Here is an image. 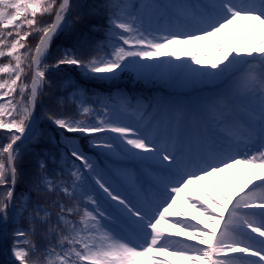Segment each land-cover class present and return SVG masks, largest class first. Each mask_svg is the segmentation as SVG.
Instances as JSON below:
<instances>
[{"label": "snow or ice", "instance_id": "1", "mask_svg": "<svg viewBox=\"0 0 264 264\" xmlns=\"http://www.w3.org/2000/svg\"><path fill=\"white\" fill-rule=\"evenodd\" d=\"M44 16L50 22L42 23ZM237 21L264 30V0H0V61L8 58L0 66V230L21 219L28 225L12 232L11 264H173L165 255L184 264H264V175L231 197L212 180L234 165L264 169V35L255 39L241 27L246 50L225 51L212 40ZM34 33L33 47L27 40ZM61 34L71 43L52 56ZM196 41L201 52L212 43L220 60L209 68L192 67L200 52L190 62L154 60L178 58L179 49H165ZM61 66H74L79 77L52 79ZM157 71L218 90L191 110L169 105L159 118H146L147 108L124 95H97L99 109L90 106L98 84ZM51 89L60 92L50 93L56 107L45 113L60 132L59 141L48 138L56 152L42 146L35 115ZM65 133L81 134L88 149L126 166L102 167ZM202 181L225 203L205 192L215 207L204 206L191 190ZM21 183L27 187L18 195ZM181 196L206 223L184 218Z\"/></svg>", "mask_w": 264, "mask_h": 264}, {"label": "rangeland", "instance_id": "2", "mask_svg": "<svg viewBox=\"0 0 264 264\" xmlns=\"http://www.w3.org/2000/svg\"><path fill=\"white\" fill-rule=\"evenodd\" d=\"M134 3L140 4L143 2H149L151 3L149 0H137L134 1ZM161 3L163 4H167V3H175L178 2V0H160ZM227 30V29H226ZM229 30H227L228 32ZM226 32V31H225ZM254 37V36H253ZM255 38V37H254ZM256 39V38H255ZM200 52L199 49H196L195 53ZM194 53V54H195ZM205 59L208 60V64H211L212 61H214V57L213 55H206L204 56ZM167 59H174V57H167V56H162L161 60H167ZM153 61H148V63H152ZM190 62V61H189ZM207 68V66H205L204 64L200 63L199 65H196L195 67H200L201 68ZM70 69H75L74 66H69ZM76 71V69H75ZM160 75L159 71H157L154 74H151V78L145 77V78H139L137 76H135L134 73L132 72H125L122 73L121 76L119 77V79H117L115 82H108V83H103V84H98L96 87L99 88H103L105 87L106 89H108V93L110 94H115V89H126L128 92V96L136 101L139 100L140 97H142V99L147 100L149 103L144 105L147 108V117H151L153 114H155L158 118L162 115L164 108H166L169 105L172 106H181V107H185L188 108L189 110H191L193 108V106L200 101L203 96H210L212 94H214L218 89L217 86L215 84H206L204 87L199 88L197 90L192 91V93H190L188 95V97L186 96V100H187V104L184 103L182 104V95L179 94V91L177 92H169L168 87L167 89L164 87H160L156 84V82L153 80L156 76ZM171 78H173V84L172 86L177 89L180 90L182 89L183 86H185L186 84H184V81L182 80V77L180 74H176L175 72L170 74ZM147 98V99H146ZM90 99V106L99 109V105L96 103V98H89ZM7 100V98H5V101ZM132 105L135 106L133 104V101H131ZM149 105H151L149 107ZM38 103L35 109V115L37 117L38 115ZM56 134L58 135V140H60V133L56 132ZM65 135L69 136V137H74L78 139L79 144L84 147V149L88 152L89 155L92 156V158L94 160H101V162H103L104 166H109V160L105 158L103 152H101L99 149L98 150H90L88 149V141L87 138L83 137L81 134L79 133H65ZM97 137L102 136L104 134L100 133V134H96ZM55 136L54 132H52V130H49L46 134H45V139L44 141H47L49 137H53ZM115 160V159H113ZM111 160V161H113ZM117 162V161H116ZM79 163V162H77ZM102 166V165H101ZM50 169H55L56 172H59V165H57L56 163H50L49 165ZM103 167V166H102ZM110 167V166H109ZM131 167V166H129ZM54 179H59L58 175H54L53 176ZM199 189L197 188V190H195V194L196 193H201V195L207 199V197L205 196V190H203V188H201L199 186ZM201 201V200H200ZM207 201L209 202V200L207 199ZM179 202V200H178ZM202 202V201H201ZM208 202L203 201L204 206L207 207ZM180 211L186 213V219H188L190 222L195 223L196 220L199 221H203V216L200 214L201 212L199 210H197L196 208H193L192 210L189 209H180L178 208ZM195 218V219H193ZM23 219L19 220L17 223L14 224H20V222ZM12 226V225H11ZM165 228H169L170 231H179V229H172L170 228V224L168 222H166L165 226H162ZM16 228H20V227H16ZM12 231H10V227L8 228L6 235L4 237H7V239H13L12 237ZM180 239H186L185 237L181 236L178 237ZM190 243H194V241H190ZM12 246V243H11ZM11 246L9 249V252L11 253ZM6 254V253H5ZM7 261H14V257L10 258L5 256ZM163 258L169 259L173 261V264H184L183 261L179 260V258H171L167 255H165Z\"/></svg>", "mask_w": 264, "mask_h": 264}, {"label": "bare ground", "instance_id": "3", "mask_svg": "<svg viewBox=\"0 0 264 264\" xmlns=\"http://www.w3.org/2000/svg\"><path fill=\"white\" fill-rule=\"evenodd\" d=\"M241 27H250L253 31V36L256 39H259L261 35H264V30L260 28V26L258 25V22L237 21L234 25H231L227 29L229 30L228 32L227 30H225L226 32L224 31L222 33H217L215 36L212 37V40L215 41V43L219 44L220 47L224 49L225 51H228L231 47H235L237 45L242 50H246L248 47L247 37L241 34L240 32ZM202 43H203L202 41H196V42H191V43L171 45L167 49H165V51L170 52L172 50L179 49L178 58H174L173 61L175 63H180L181 61H185V60L190 61V57L195 53L196 49H199L201 53L198 56L200 63L204 64L205 66H207V68H209L211 64H208L209 62L207 59H205L204 56L208 54L213 55L214 60H217V61L220 60L221 57L219 53L216 51V49L213 47L212 43H208L207 45H205L203 51L201 52ZM161 58L162 56L154 58V60H161ZM196 65L197 64H192V67H195ZM201 68H204V67L201 66ZM175 73L179 74L177 72ZM149 78H151V75H149ZM153 80L160 87H163V88L165 87L166 89L168 87L169 92L179 91V94L182 95V104L184 103L187 104L186 96L188 97V95L192 93V91L202 88L206 85V84L191 85V84H187L184 82V84L186 85L183 86L182 89L177 90L172 86L174 79L171 78L170 74L169 75L160 74L156 76ZM204 97H207V96H203V98ZM188 122L189 124L191 123L190 117H189ZM100 151L103 152V150H100ZM258 175H264V169L250 168L245 165H234L232 168L227 169L225 172L219 173L216 176L212 177V180L215 181L219 191H222L223 193H225V195L231 197L233 196L234 193L240 192L241 188H243L244 184L249 179L254 178L255 176H258ZM199 186L203 188V190H205L209 195L212 196L213 199L218 201L220 204L225 203V201L219 195V192L217 191V189L211 187L208 181H202L197 184H193L191 186V190L194 194L197 188L198 190H200ZM195 196L199 197V199L202 202L203 201L208 202L207 199H205L201 195V193H196ZM177 207L182 210L184 209L192 210L193 209L190 202L184 199L183 196H181V198L179 199ZM207 207H209V210L211 211L214 209L215 206L211 205V202L209 201ZM202 216H203V221H202V225H203V223H206V217L204 215ZM165 225H166V222H162L161 226H165ZM181 234L183 237L186 238L185 233H181ZM169 257L173 259L176 258L173 256H169Z\"/></svg>", "mask_w": 264, "mask_h": 264}, {"label": "trees", "instance_id": "4", "mask_svg": "<svg viewBox=\"0 0 264 264\" xmlns=\"http://www.w3.org/2000/svg\"><path fill=\"white\" fill-rule=\"evenodd\" d=\"M74 2H75V0H74ZM87 2L91 4V3L95 2V0H87ZM40 19H41L42 23H48V22H50L51 18L48 16H44ZM94 19H95V22L98 26H103L105 23L104 19H102V18H94ZM17 22L19 23L20 21H17ZM0 31H3V29H0ZM38 38H39V35L34 33L33 35H31L28 38L27 44L34 47L35 44L38 42ZM70 43H71V41L69 40V37L67 34L59 35L55 39V41L53 42V45L51 48L52 56H56L58 49H63L65 47H68L70 45ZM21 51H23V49ZM7 59L8 58H5L4 60L0 61V66H2V63L7 62ZM49 62H52V61L50 60ZM61 67H63V66H61ZM76 71L78 72L77 69H76ZM64 74H67V75L73 77L74 79L76 78L75 74L72 71L65 69V68H62L59 70V72L53 71L52 79L58 80ZM2 75L3 74H0V76H2ZM51 92H56L57 95H60V92H58L56 89L46 90L45 95L40 97L38 100V108L37 109H38V112L41 113L42 118H44V119H46V117H45L46 111H48L50 108L56 107V105L54 104V101L52 99V96L50 95ZM92 93H95V95H93ZM97 95L103 96V97H108V96L113 97V96H117V95H124V96L126 95L127 96V91H126V89L121 88L118 91H115V94L112 95V94H109L108 92L104 91L102 88H99V87L92 88V92L90 93L89 98L96 97ZM70 109H71V106H69V111H70ZM39 127H40V130L45 132V134L50 130V128L47 126L46 123H40ZM4 136L5 135H0V142L3 141ZM54 137L57 141H59L57 134H55ZM42 146H46L47 148L51 149L54 152L57 151L54 144L50 143L49 140H47V141L43 140ZM25 147H28V145H26ZM28 158L29 157L26 154V159H28ZM32 159H34V158H32ZM26 187L27 186L23 183L18 184L17 189H16L17 194L19 195V193L24 191L26 189ZM33 199L34 200L36 199L35 194H33ZM16 227L27 229L28 225H27V222L25 220H22L19 225L14 224V225L10 226V231L14 230ZM0 238H1V233H0ZM12 240L13 239H10V240L7 239V237H4V239H3V251L6 253L5 255L7 257H10V258H12V255L9 252ZM0 264H3L2 259H1V250H0Z\"/></svg>", "mask_w": 264, "mask_h": 264}, {"label": "water", "instance_id": "5", "mask_svg": "<svg viewBox=\"0 0 264 264\" xmlns=\"http://www.w3.org/2000/svg\"><path fill=\"white\" fill-rule=\"evenodd\" d=\"M42 120H43V119H41L40 116L37 117V121H38V122H40V121H42ZM58 131H59V130H58ZM1 132L5 134V130H2ZM7 228H8V227H7ZM1 231H2L4 234L6 233V232L3 231V230H1Z\"/></svg>", "mask_w": 264, "mask_h": 264}]
</instances>
